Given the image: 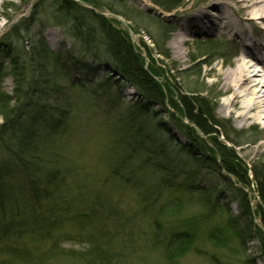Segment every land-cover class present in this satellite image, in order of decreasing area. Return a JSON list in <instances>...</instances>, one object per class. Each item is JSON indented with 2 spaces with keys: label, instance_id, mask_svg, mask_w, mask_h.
I'll list each match as a JSON object with an SVG mask.
<instances>
[{
  "label": "rangeland",
  "instance_id": "obj_1",
  "mask_svg": "<svg viewBox=\"0 0 264 264\" xmlns=\"http://www.w3.org/2000/svg\"><path fill=\"white\" fill-rule=\"evenodd\" d=\"M97 1L104 14H112L107 7L116 8L124 16H129L126 18L128 21L118 17L124 19L131 29L138 27L137 33L131 29L129 32L118 20L112 19L119 28L127 32L133 47L143 58L144 68L156 74L154 79L163 86L165 96L174 92L172 94L175 96H172L177 99L178 93L174 85L185 86V93H208L211 97L210 104L214 105L215 118L225 126L217 134L221 142L224 141L222 135L225 131L233 135L241 131L248 132L238 140L242 145L235 146L226 138L224 145L234 146L248 169L251 183L247 186L238 184V187L245 191L253 205L261 204L252 183V171L264 173V121H240L229 114L223 107L226 94L221 89L217 75L218 70L232 69L239 51L238 44L224 35L196 33L190 24L185 27L186 20L200 11L205 15L212 13L218 16L219 13L214 10L216 4L221 5L232 16H238L233 0ZM210 6V10L205 9ZM0 13L3 14L0 16L1 88L8 96H15L16 84L7 55L16 56L21 67L25 63V95L22 98L26 105L30 104L23 107L22 113L29 115L30 109L27 107L35 106L34 104L46 109L41 113L43 118L39 117L43 120L34 124L28 122L25 130H32L33 134H37L36 142H40L39 147L53 152L41 154V150L37 151L34 157L41 155V160L34 162L31 158L27 162L42 166L41 175H35L33 181L28 180L20 185L19 180L25 176V170L17 163L15 153L9 147L5 148L14 145V140L8 138L19 134L0 140V172L7 170V181L17 187L19 184L20 189L6 200L13 203L7 208L18 209L21 219L30 216V221H33L38 211L43 229H47L40 232L36 229L29 231L30 224L19 223L24 231L22 238L16 237L20 246L30 244L39 254L47 249L49 251L52 242L56 240V250H83L90 244V233H96L99 226L97 217L102 214L105 231L116 234L119 246L114 252L120 264H264V246L260 242V239L264 241L263 225L257 219V226L263 231L257 237H254L255 231L244 217L231 226L228 225L229 216L240 215V203L233 197V192L225 188V183L214 171L211 162L195 163L177 145H187L188 139L185 135L184 140L171 122L170 115L176 111L170 106V99H165L166 110L153 118L137 109L135 103L139 98L135 97L130 86L119 84L114 87L112 83H105L104 80L109 75L104 74V66L93 61L77 42L68 37L66 31L71 23L58 11L55 0H0ZM154 20L160 21L161 26L155 24ZM245 28L250 33V27L246 23ZM185 30L189 32L186 39ZM152 33L158 41L162 39L161 36L167 38L158 44L167 52L168 58L157 53L158 50L148 37ZM40 38L47 42L50 50L67 60L66 65H70L71 69L68 68L66 75L64 70L60 72L55 66L52 68L45 60L41 64L30 57L28 51L31 45ZM204 41H215L217 44L205 49L199 45ZM200 53L205 57L193 63L191 59ZM30 63L41 64V71L37 72L38 66L30 67ZM60 67L62 69L63 65L60 64ZM31 68L35 71L29 72ZM46 80L49 83H45ZM166 88H171L172 91ZM133 111L136 115L135 124L128 117ZM67 118L71 119L69 123L65 122ZM159 119L166 124L169 135L163 129H157ZM179 119L188 126L189 131L192 129L195 132L194 139L201 137L202 132L186 117L184 119L179 116ZM0 123L3 121L0 120ZM19 127L20 124L15 126L16 129ZM253 131L258 132V135L254 136ZM256 138H261V141L254 145L248 143V140L252 142ZM48 140L50 146H44L45 142L48 144ZM156 148L161 149L162 161L169 162L176 175L172 184L174 190L157 189L158 177H162L165 172H157L152 168L157 164L155 160L161 157L154 151ZM199 154L202 159L214 157L209 150ZM147 159L150 163H145ZM119 166L124 167L119 169ZM48 172L53 173L58 180L55 177L49 179L46 176ZM187 183L197 191L202 187H211V192L208 191L211 194L209 199L203 198L199 204L189 199L191 195L186 191ZM32 185L35 189H31ZM220 192L222 193L218 196ZM176 197L182 202L177 216L158 214L161 205ZM17 199L20 204L24 203L20 205L21 208H15L14 202ZM217 200L220 205H225V210L229 212L227 215L219 214L221 211L217 210ZM29 205L31 208L37 207L32 211L27 210L30 209ZM151 205L154 206L152 213H156V217L163 221L162 231L169 226L181 227L185 223L196 229L191 251L173 260L167 261L163 257V251L151 243L153 226L143 218L142 212L146 209L148 216V212L153 209ZM10 214L9 210L6 215L10 218ZM105 214L111 216L107 217ZM207 215L209 216L204 220ZM21 219L13 221L21 222ZM117 219L121 226L114 223ZM1 228L2 226L0 235ZM215 228L226 232V246L211 243L209 233ZM52 239L54 240L51 241ZM5 258H8L6 253L5 257L0 256V260ZM52 260L54 264H71L68 258L59 254L52 256Z\"/></svg>",
  "mask_w": 264,
  "mask_h": 264
},
{
  "label": "trees",
  "instance_id": "obj_2",
  "mask_svg": "<svg viewBox=\"0 0 264 264\" xmlns=\"http://www.w3.org/2000/svg\"><path fill=\"white\" fill-rule=\"evenodd\" d=\"M85 1L93 7L101 9V5L99 6V2L97 0ZM55 3L57 4L58 11L63 13L66 16V19H68L71 23L70 27L66 31L68 37L71 40L77 42L81 46L82 51L90 55V58L93 61L99 62L104 66L105 70H108L110 73H112V75L108 76V78L104 80L105 83H112L114 87L119 84H128L136 91L139 101L135 104L140 113L150 115L154 118L162 110H166L165 99H170V106L173 108L174 112L176 111V115L172 113L170 115L172 118L171 122L174 128L177 129L183 138L185 139L186 135L188 139L187 145H185V143L183 145H177L183 152L186 153L187 158L193 160L195 163L200 161L208 163L211 162L214 166V171L219 174L218 176L225 183V188H227L229 192L232 191L233 197H235L238 203H240V217L229 216L228 225L231 226L232 224L236 223L239 218L244 217L249 221L252 229H254V237H257L259 234H261L263 231L255 224V220L258 219L264 227V173L255 172V170L252 171V183L255 185V190L259 196V201L261 202V204H254L252 209L247 194L242 188L238 187V184L247 186L251 183L248 177V169L232 148L227 147L223 142L218 140V131L219 129L223 130L224 124L214 116V105L210 104V95L203 91L185 93V86L174 85L178 93L177 99L173 98L175 94L172 93L174 92L168 93L169 95L167 94V96H165L163 92V86L154 79V75L156 74L153 73L152 70L149 69L151 72L150 73L144 68L143 58L133 47L127 32L124 29L119 28L115 21L102 15H98L94 11L85 8L72 0H55ZM107 10L115 15L121 16L125 20H127L126 18L129 17L124 16L122 12L116 11V8L113 7H107ZM154 21H156L154 23L158 25L161 23L157 20ZM57 25L59 24L57 23ZM169 28L171 29V26H169ZM131 30L137 33L138 27ZM166 35L167 34H165V36ZM148 37L154 44V47L158 50L157 53L163 55L165 58H168L167 52H165V50H163L158 44V42L163 39L166 40L167 38L161 36L162 39H159L158 41L153 33L149 34ZM214 43L215 42L213 41H204L199 43V45L205 49H209V45L211 48V45ZM28 54L31 58L39 61L41 64H43L42 62L45 60L47 64L50 63L52 68L55 66V68H57L60 72L64 70V74L68 71V68L71 69L70 65H66L67 60L64 59L61 54L52 52L43 38L33 42ZM204 57L205 55L200 53L198 56L191 59V61L196 63L199 62V59ZM7 60L10 61L9 64L12 66L13 77L16 86L14 90L15 96L11 97L5 94L0 83V120L3 121L2 124L0 123V140L19 134V136H14V138H8L14 140V145H9L5 148L9 147L11 151L15 153V158L18 161L17 163L25 170V176L23 175L22 179L19 180L20 185H22L28 180L33 181L35 175H41L40 173L42 172V166H40L38 163H29L27 161H30L31 158H33V161H40L41 155L38 156V158L34 157V154H37V151L39 150H41V154H53V152H51L50 149L47 150L48 148L39 147L38 145L40 142H36L37 134H33L32 130H25L28 122L30 124L41 122L43 120L41 119L43 118L41 117V113L43 114L46 109L43 107H38L37 104H34L36 109L33 105L27 107L30 109L29 115L22 113L24 112L23 107L30 105L29 103L26 105L24 99L22 98L25 95L23 86L25 82L24 79H26V68H23V64L25 63H23L21 67L16 56L12 55H7ZM41 64L30 63V67L31 65L33 67L38 66L37 72L38 70L40 72L42 69ZM60 64L63 65L62 69ZM33 70L35 71V69L31 68L29 72H33ZM44 82L49 83L47 80ZM36 84H39V82H36ZM166 89H170L172 91L171 88ZM54 93L57 92L54 91ZM202 95H205V97H201ZM154 107H157V109H154ZM133 113L134 111L131 112L128 117L130 122L135 124L136 115ZM179 116L183 117L184 119L186 117L189 122L199 128L202 134L207 136L208 140L212 144V147H210L207 142H205V140L199 136L194 139L193 134L195 132H193L192 129L189 131L188 126H185V124L180 121ZM70 120L67 118L65 122L69 123ZM21 121H23V125L21 124ZM174 121H177V123ZM19 124L21 125V127H19L21 129H16L15 126ZM156 126L157 129H163L165 134L169 135V129H167L166 124H163L162 119L158 120ZM136 130L139 131V129ZM250 132L251 130H249V133ZM253 132H255L254 136L258 135V132ZM25 133H28V135H25ZM247 133V131H241L238 132V134L233 135L228 131H225L223 135L235 146H240L242 145L238 142L240 136ZM172 135L175 136L174 133ZM249 136L251 137V135ZM260 140L261 138H256L252 142L248 140V143L254 145ZM44 146H50L49 140L48 144L45 142ZM112 149H114V147H112ZM205 150H209L214 157H207L205 159L200 158V156H198L200 155L199 153H204ZM154 151H157L161 156L160 148H156ZM217 160H219V164L217 163ZM155 162L157 164L153 165V170H157V172H165L163 173L162 177L161 175L158 177L159 185L157 186V189L161 188V190H174L172 184L174 182L173 178L176 179V175L175 173L173 174L172 167L169 162H163L162 156L160 159L155 160ZM145 163H150L149 159H147ZM121 167L124 166H119V169ZM27 168L30 169L26 170ZM223 171L230 175L233 180L228 175H224L222 173ZM8 175L9 172L7 170L0 172V226H2V234L0 235V256L5 257V253L6 256H8V258L0 260V264H54L52 256L54 257L55 254H59L68 258L71 264H120V260L115 257L114 252V250L119 246L116 234L110 231H105L103 227L104 222L102 214L97 217L99 226L96 233H90V244L83 250H56L58 245L54 244L56 242L54 239L51 240H54L52 242L53 245L51 249L49 251L47 249L39 254H37L39 251H36V249H34L30 244L25 243L24 246H20V244H18L16 241V237L17 239L20 237L22 238V233L24 231L21 225H18L19 223L30 224L31 226L29 231H35L36 229L38 232H40L41 230L47 229H43L44 226L40 222L41 217L38 214V211L35 213L33 221H30L28 219L30 216L26 219H21L18 209L7 208L13 205V203H8L6 200L10 199L13 193H17V191L20 190L18 188L19 184L17 187L15 184L9 182V180L7 181L5 176ZM46 176L49 179H53L55 177V175L51 172L46 173ZM55 180H58L57 177H55ZM189 184L190 183H187L186 188V191H188L189 195H191V198L189 199L196 201V204H199L203 198V200L209 199L211 194H208V191L211 190V187H202L197 191L194 189V186H189ZM31 189H35L34 185L31 186ZM212 190H214V188ZM221 193L222 192L218 193L217 195L220 196ZM181 204L182 202L179 197L167 200L165 204L160 206L158 214L161 215L166 213L167 215L169 214L170 217H175L181 210ZM14 205L15 208H21L20 205L22 206L24 203L20 204L19 200L17 199L16 202H14ZM216 206H218V212L221 211L219 213L220 215H227L229 213H227L225 210V205H220L219 200L216 201ZM36 207L31 208L29 205L28 208L30 209L27 210L32 211ZM151 207L153 209H151V214L148 216H146L145 212L147 210L144 209L142 212L144 214L143 218L147 221V223H149V225L153 226L151 243L163 251V257L166 258L167 261L173 260L174 258L182 257L184 254L191 251V247H193L191 245H193L196 237V229L190 225H186L185 223V225H182L181 227L169 226L168 229L166 228L165 231H162L164 228L162 226L163 221L156 217V213H152L154 211V206L151 205ZM22 208L26 209V206H23ZM9 210L11 213L10 218L6 215ZM26 213L28 212L26 211ZM105 215L107 217L111 216L107 214ZM209 215H207L204 220H206ZM14 219H21V222H14ZM114 223H117L119 226H121L118 219L114 220ZM50 233L51 231L48 232V237L51 236ZM209 239L215 246H226L228 241L226 232L224 233L218 228H215L209 233ZM260 242L264 246V241L260 239Z\"/></svg>",
  "mask_w": 264,
  "mask_h": 264
},
{
  "label": "bare ground",
  "instance_id": "obj_3",
  "mask_svg": "<svg viewBox=\"0 0 264 264\" xmlns=\"http://www.w3.org/2000/svg\"><path fill=\"white\" fill-rule=\"evenodd\" d=\"M238 16L227 13L221 5L214 10L219 13L205 15L203 11L190 16L185 27L190 24L194 32L219 34L238 44L239 51L230 70H218L226 99L223 107L240 121H264V0H233ZM212 7H206L210 10ZM220 10V11H219ZM0 16H3L0 13ZM250 27V33L245 28ZM1 26V25H0ZM189 34L185 30V39ZM186 41V40H185Z\"/></svg>",
  "mask_w": 264,
  "mask_h": 264
},
{
  "label": "water",
  "instance_id": "obj_4",
  "mask_svg": "<svg viewBox=\"0 0 264 264\" xmlns=\"http://www.w3.org/2000/svg\"><path fill=\"white\" fill-rule=\"evenodd\" d=\"M83 5H85V6H87L89 9H91V10H93V11H95L96 13H98V14H100L97 10H95V9H93L92 7H90L88 4H86L85 2H81ZM108 17H110V18H113V19H117L123 26H124V28L126 29V30H128L129 31V27H128V25H127V23L124 21V20H122L121 18H119L118 16H115V15H111V14H109V15H107ZM132 35V34H131Z\"/></svg>",
  "mask_w": 264,
  "mask_h": 264
}]
</instances>
